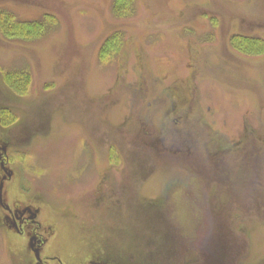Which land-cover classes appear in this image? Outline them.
Masks as SVG:
<instances>
[{"label": "rangeland", "instance_id": "1", "mask_svg": "<svg viewBox=\"0 0 264 264\" xmlns=\"http://www.w3.org/2000/svg\"><path fill=\"white\" fill-rule=\"evenodd\" d=\"M113 5L0 0L51 20L0 21L7 196L40 209L50 264H264V0ZM2 219L0 264H34Z\"/></svg>", "mask_w": 264, "mask_h": 264}, {"label": "flooded vegetation", "instance_id": "2", "mask_svg": "<svg viewBox=\"0 0 264 264\" xmlns=\"http://www.w3.org/2000/svg\"><path fill=\"white\" fill-rule=\"evenodd\" d=\"M0 168L2 192L0 191V210L3 214V221L8 223L10 230L14 231L18 236H25L28 241V248L33 254L36 262L34 264H50L52 257L47 255V246L49 238L46 225L40 222V209L36 208L31 203H19L14 198H9L6 192V184L13 180L14 174L9 167L7 150L0 145ZM14 199V200H11ZM201 227H198L200 229ZM53 259V258H52ZM90 264H102L92 262Z\"/></svg>", "mask_w": 264, "mask_h": 264}, {"label": "trees", "instance_id": "3", "mask_svg": "<svg viewBox=\"0 0 264 264\" xmlns=\"http://www.w3.org/2000/svg\"><path fill=\"white\" fill-rule=\"evenodd\" d=\"M133 3H134V0H114V5H113L114 6V12L117 15H119V17H123V16H125L124 13L132 12V10H133L132 4ZM6 16L9 17L10 19L11 18L13 19V16L10 14L1 13L0 21H2V23H3V28H4L3 31H5L7 33H10L12 31L14 33L15 32L14 29H20L26 33H30L31 35H41L44 33L45 26H47V23L51 22L50 17H49V18H47V20L44 23L43 22L19 23V24L17 23V25H16V24H14V22L12 23V20L9 21L8 19H5ZM30 34H28V35H30ZM240 40L244 41L242 39H240ZM119 41H120V36H118V35H113L112 37H110L109 39H107L105 41L104 45L102 46L101 52H100V59L102 61H106L109 56H111L113 53H115V49L112 53H110V50L115 48V46L121 48V43ZM236 41L239 42V39H237ZM236 41L233 40V43ZM245 42L251 43V42H256V41H245ZM249 46L256 47L255 45H249ZM120 48H119V51H120ZM203 224H204V222L200 221L198 224V227H201Z\"/></svg>", "mask_w": 264, "mask_h": 264}, {"label": "water", "instance_id": "4", "mask_svg": "<svg viewBox=\"0 0 264 264\" xmlns=\"http://www.w3.org/2000/svg\"><path fill=\"white\" fill-rule=\"evenodd\" d=\"M2 188H3V186L1 185V186H0V191H1V192H2ZM0 195H1V193H0Z\"/></svg>", "mask_w": 264, "mask_h": 264}]
</instances>
